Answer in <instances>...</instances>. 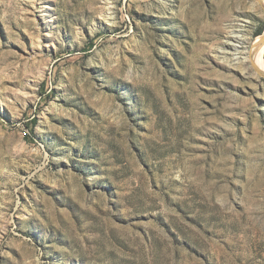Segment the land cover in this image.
Segmentation results:
<instances>
[{
  "label": "rangeland",
  "instance_id": "rangeland-1",
  "mask_svg": "<svg viewBox=\"0 0 264 264\" xmlns=\"http://www.w3.org/2000/svg\"><path fill=\"white\" fill-rule=\"evenodd\" d=\"M263 35L264 0H0V264H264Z\"/></svg>",
  "mask_w": 264,
  "mask_h": 264
},
{
  "label": "bare ground",
  "instance_id": "bare-ground-1",
  "mask_svg": "<svg viewBox=\"0 0 264 264\" xmlns=\"http://www.w3.org/2000/svg\"><path fill=\"white\" fill-rule=\"evenodd\" d=\"M264 39L263 37L255 40L253 42L252 48L248 51L249 55L245 58L248 60V63L252 66L255 67L258 71L264 70V65H263V51H264V45H263Z\"/></svg>",
  "mask_w": 264,
  "mask_h": 264
},
{
  "label": "built area",
  "instance_id": "built-area-1",
  "mask_svg": "<svg viewBox=\"0 0 264 264\" xmlns=\"http://www.w3.org/2000/svg\"><path fill=\"white\" fill-rule=\"evenodd\" d=\"M24 135H27V133H29V131L27 129H24L22 132Z\"/></svg>",
  "mask_w": 264,
  "mask_h": 264
},
{
  "label": "water",
  "instance_id": "water-1",
  "mask_svg": "<svg viewBox=\"0 0 264 264\" xmlns=\"http://www.w3.org/2000/svg\"><path fill=\"white\" fill-rule=\"evenodd\" d=\"M262 37H263V39H264V35H263Z\"/></svg>",
  "mask_w": 264,
  "mask_h": 264
}]
</instances>
